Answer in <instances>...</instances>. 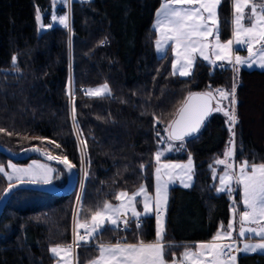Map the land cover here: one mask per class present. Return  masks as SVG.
Listing matches in <instances>:
<instances>
[{"label":"trees","instance_id":"obj_1","mask_svg":"<svg viewBox=\"0 0 264 264\" xmlns=\"http://www.w3.org/2000/svg\"><path fill=\"white\" fill-rule=\"evenodd\" d=\"M161 1H72L69 31L63 25L52 26V0H0V129L4 130L0 145L13 153L37 147L66 156L79 169L74 120L86 165L79 221H89L93 211L105 202L114 203L121 191L132 194L143 185L153 193L160 136L186 98L208 91L209 85L229 90L228 68L220 72L196 60L191 75L180 77L173 75L170 54L156 55L151 24ZM38 9L43 24L51 25L40 34ZM57 10L65 14L64 8ZM230 14L228 0H222L218 9L222 41L230 39ZM70 76L73 120L67 93ZM104 84L109 96L88 97L81 92ZM235 95L236 160L264 164V71L241 70ZM229 140L225 117L212 112L201 131L184 141L185 154L166 159L183 161L190 156L195 175L191 188L169 191L165 242L210 241L219 226L228 223L230 202L226 195L216 194L210 166ZM7 161L0 154V165ZM64 183L63 178L56 185ZM7 186L0 175V195ZM76 194V190L63 197L15 192L0 217V264H54L51 248L72 243ZM155 238V218L146 217L140 227L131 222L125 231L104 227L89 243ZM95 254L94 247H83L80 264ZM238 264H264V255L241 254Z\"/></svg>","mask_w":264,"mask_h":264},{"label":"snow or ice","instance_id":"obj_2","mask_svg":"<svg viewBox=\"0 0 264 264\" xmlns=\"http://www.w3.org/2000/svg\"><path fill=\"white\" fill-rule=\"evenodd\" d=\"M66 2V0H61ZM222 0H163L160 9L156 13L155 28L160 33V38L156 40L158 51L164 50L168 42H171L172 51L176 59L172 64L173 75L180 76L191 75V69L194 65L196 54L214 65L216 60H226L233 65L234 71L239 72L236 65L252 68L254 65L264 69V0H232L233 26L232 38L226 42L220 41L218 7ZM56 3V0H53ZM36 19H41L39 9ZM53 20L57 17L53 15ZM68 16H60L58 22L71 31ZM247 21V23H245ZM51 26V25H49ZM43 27V25H41ZM212 37V40H209ZM246 47L248 55L241 57L239 55L232 57L233 44ZM258 46V47H257ZM211 50V51H209ZM215 57V59H212ZM16 58L13 57L15 65ZM236 83L230 90L221 88L212 89L201 93L189 94L185 106L178 111V119L172 121L164 131L168 133L167 137H161L162 141H184L186 136L199 131L206 117L213 111L223 112L228 118L229 148L224 154V159L216 162L225 166V171L219 177L220 191L229 193L232 191V183L242 186L241 203L244 210L237 214L236 202L233 201V216L230 222L221 224L219 230L212 240L200 242L193 247H185L181 260H173L171 264H236L237 257L233 252H243L245 254L252 252H264V164H253L249 161H241L238 171L234 170V148L236 133L233 130L239 122L236 112ZM89 94L102 95L104 92H110L108 85L94 91L88 90ZM72 93H69L71 97ZM219 98V99H217ZM213 101H216L215 107ZM221 101H228L222 105ZM74 111V109H73ZM75 119V118H74ZM158 122V121H157ZM0 131H4L0 129ZM11 134V133H9ZM159 136V131H157ZM49 143H54L49 141ZM59 148L60 145L56 144ZM172 144H168V151L173 149ZM183 147V143H181ZM49 160H55L65 165L70 171L72 165L65 156H54L51 153H44ZM83 155V154H82ZM163 152L157 151L155 159L159 165L155 170V196L148 194L147 189L142 185L135 193L129 195L121 191L116 195L117 200H121L118 205L105 202L102 206L92 212L90 216L91 223L78 224L79 228L84 229V233H77L78 241L89 243V239L97 236L105 224L108 223L114 228H120L121 224L126 228L127 220H121V216L128 215L135 220L137 227H140L139 217L155 212L158 226L156 238L153 241L146 242L138 239L136 243H128L126 240L116 243H101L99 256L91 264H169L165 259V251L169 245L165 244V227L162 213L166 211L167 190L169 181L174 176H186L190 181L192 179V160L189 158L187 164H160V158ZM12 172L5 170L0 166V174H3L9 181V189L14 185L13 181L27 183L51 182V173L54 169L43 164H36L28 168H18L14 164H9ZM179 170V171H177ZM167 177V179H164ZM184 187L190 184L181 180ZM143 197L137 200V197ZM143 205L141 210H137L136 204ZM236 236H233V233ZM259 237L260 242H244L242 247H238L242 238ZM227 241V242H224ZM52 253L64 257L72 255L71 246H56L51 249ZM65 264H71V260H65Z\"/></svg>","mask_w":264,"mask_h":264},{"label":"rangeland","instance_id":"obj_3","mask_svg":"<svg viewBox=\"0 0 264 264\" xmlns=\"http://www.w3.org/2000/svg\"><path fill=\"white\" fill-rule=\"evenodd\" d=\"M53 1V0H52ZM72 1H84V2H87V1H90V0H66V2H61V0H56V3L53 5V14H52V17L53 15H55L57 17V20H53L51 19L52 21V26L53 25H62L58 22V18L60 16H68V13H69V9H70V4ZM228 2L230 3V9H231V16H230V28L232 29V33H233V26L231 24V21L233 19V6H232V0H228ZM59 8H64V9H67V12L65 14H57L56 11H58L57 9ZM219 9V7H218ZM217 9V11H218ZM37 14L38 12L36 13V17H37ZM39 15L41 17V19L38 21L36 19V22H37V26H38V34L50 29V26L49 25H44L43 24V20H42V15L41 13L39 12ZM245 23H247V21H245ZM41 25H43V27H41ZM64 26V25H63ZM232 38V35L230 37V39ZM211 41V40H210ZM222 43L223 42H226V41H222L220 40ZM258 47V46H257ZM232 48H233V52H232V57L234 59L235 56L239 55L241 57H246L248 55L247 51H246V47L245 46H241V45H236L235 43L232 45ZM211 51V50H209ZM197 58H200L203 60L202 57H200L198 54H196ZM212 59H215V57H212ZM206 64H208L209 66H211L212 68L216 69V70H224L226 68L230 69V72H231V76H230V87H229V90L233 87V84L234 82L236 83L237 85V82H238V74L241 70H260V71H264V69H260L259 67L257 66H253L252 68H249L247 66H242V65H236L237 68H239V72L237 73L236 71H234L233 69V65L232 64H229L226 60H216L215 64L212 65V64H209L208 61L204 60ZM217 65H219L221 67V69H218L217 68ZM193 68V67H192ZM192 71V69H191ZM220 71V72H221ZM180 76V75H179ZM189 76V75H188ZM180 77H187V76H180ZM105 85V84H104ZM103 85H100V86H96V87H90V88H87L85 90L81 89V92H83L86 96L88 97H101V96H109L110 95V92H104L102 95H95V94H89L88 90H92L94 91L95 89H98V88H101ZM109 89V87H108ZM72 93L71 97L69 96V93ZM67 93H68V96H69V105H70V115H71V118L72 120L74 119V112H73V101H74V86H73V83H72V78L71 76L69 77L68 79V83H67ZM219 99V98H217ZM216 103V101H215ZM228 103V101H221V104L222 105H226ZM214 107H215V104H214ZM217 111H213V113H215ZM221 115L224 116L223 112H217ZM225 117V120H226V124H227V127L229 129V123H228V118L226 116ZM73 127H74V131L76 133V139L78 141V146H79V152H80V155H81V166L79 169H77L75 166L74 168L76 169L77 173H78V184L75 188L76 190V201H75V207H74V214H73V224H72V236H73V230H74V221L76 222V231L77 233L79 232H83L84 233V229L83 228H79L78 227V224H82V223H91V221H79L77 220V212H78V207H79V203H80V199H81V194H82V189H83V184H84V181H85V178H86V165H85V162H84V156L82 155L83 154V151H82V147H81V142L78 138V135H77V130H76V127H75V123H74V120H73ZM234 130V129H233ZM168 133L165 132L164 135H161L160 136V139H159V149L158 151H161L163 152V155L161 156L160 158V164H166V163H171V164H187L189 158H191L190 156L187 155L186 159L183 160V161H167L166 159L168 157H174V156H181V155H184L185 154V140L183 142L181 141H162L161 140V137H167ZM230 139H231V133H230ZM229 142V141H228ZM181 143H183V147H181ZM168 144H172L174 147L171 151H168L167 148H168ZM229 148V143L226 144V146L224 147V150L222 151V154L219 155L218 157L214 158L211 166H210V175H211V179H212V183L215 185V189H216V194H224L227 196L229 202H230V207H229V221L228 223L230 222L232 216H233V211H232V208H233V201L236 202V208H237V211L239 209H241V206L238 205V201L239 200L241 202V196H242V186H238V185H235V183L233 182L232 183V191L231 193L228 192L227 188L225 191H220V182H219V177L222 176L224 174V171H225V166L224 165H221V164H218L216 161L219 160V159H224V154L225 152L228 150ZM44 151V150H43ZM47 153H51L49 151H45ZM51 155H54L56 156V154H52ZM63 158V157H61ZM236 159V150H235V158H234V162H236V165L234 164V170L238 171L239 169V164L240 162H237ZM192 160V158H191ZM244 161V160H242ZM70 162V161H69ZM8 163H12L18 167H22V166H26L27 164L25 165H21L19 163H14V162H11V161H7L5 164L3 165H0V166H4L5 170L7 171L6 169V165ZM71 163V162H70ZM159 165L157 164V161L155 159V167H154V172H153V179H154V182H153V187H154V191L153 193H150L148 192V194L152 197L155 196V184H156V179H155V170L156 168L158 167ZM54 168V167H53ZM61 170V169H60ZM179 171V170H177ZM6 181L7 185H9V182L8 180L3 176V174H0ZM194 175H195V166H194V162L192 160V172H191V176H192V179L189 181L187 179L186 176H179V177H176L174 176L172 180L169 181V184H168V190H167V204H166V210H167V207H168V203H169V191L171 188H176V187H179V188H183V189H189L193 186V183H194ZM65 179V174L63 171H59L58 168H54V178L52 180V183L56 184V183H60L62 181V179ZM164 179H167V177H165ZM181 180H184L186 183H189L190 186L189 187H184V185L181 183ZM65 184V183H64ZM58 186V185H57ZM74 190V191H75ZM136 192V191H135ZM134 192V193H135ZM133 194V193H132ZM131 195V194H129ZM237 197V198H236ZM143 197H137V200H142ZM121 203V200H116L114 203H111L113 205H118ZM240 204V203H239ZM243 207V206H242ZM136 208L137 210H141L143 208V205L140 204V203H137L136 204ZM241 211H243L241 209ZM238 213V212H237ZM165 214H166V211H164L162 213V216H163V223H164V217H165ZM146 217H154L155 218V227H156V230H157V226H158V222H157V218H156V215H155V212H150L149 214L147 215H142L140 218L143 219V218H146ZM141 219H139L141 221ZM77 220V221H76ZM121 220H127L128 221V225L127 227L125 228L124 225L122 224V227L120 226V228L118 229H122V230H127L128 227H129V223L131 222H134V224L136 225V222L135 220L131 217L130 213L128 215H125V216H121ZM137 226V225H136ZM104 227H110V228H114L113 226H111L110 224L106 223ZM117 229V228H116ZM73 242V241H72ZM75 246L74 243H71L70 245ZM89 244V243H87ZM54 254V253H52ZM54 256L56 257L57 259V263L56 264H65V260H70L69 257H64L63 259L61 258L63 255L61 254L60 256H57L54 254Z\"/></svg>","mask_w":264,"mask_h":264},{"label":"water","instance_id":"obj_4","mask_svg":"<svg viewBox=\"0 0 264 264\" xmlns=\"http://www.w3.org/2000/svg\"><path fill=\"white\" fill-rule=\"evenodd\" d=\"M188 97L186 98V100L184 101V103L181 107L185 106V102L188 100ZM213 106H214V101H213ZM211 114H212V112L206 117L204 123L201 125L198 132L193 133L190 136H186L184 138V140H188V139L195 137L201 131L203 125L209 119ZM178 118L179 117H178V112H177L173 121L178 119ZM44 153H47V152H45V151H43L37 147H29V148L22 149L21 151H19L17 153H13V152L9 151L8 149H6L0 145V154L3 155L4 157H6L11 162L17 163V162H20L23 160L33 158L34 160H38V161L45 163L51 167L61 169L65 174V184L62 187H59L52 182H50L48 184H44V183H31V184H29V183H27V181H25L24 183L14 182L13 183L14 187L11 190H8L9 189V185H8L4 189L2 194L0 195V217H1V215L5 209L6 204L8 203L9 199L11 198V196L19 190H30V191L40 192V193H44V194H49V195H52L55 197L67 196L75 190V188L78 184V173H77L76 169L74 167H72L71 170L69 171L65 165L60 164L59 162H57L55 160H49Z\"/></svg>","mask_w":264,"mask_h":264},{"label":"crops","instance_id":"obj_5","mask_svg":"<svg viewBox=\"0 0 264 264\" xmlns=\"http://www.w3.org/2000/svg\"><path fill=\"white\" fill-rule=\"evenodd\" d=\"M162 3H163V0L161 1V4H160L159 8L156 10L155 15H154V18H153V21H152V24H151V29H152V31L155 34V42H156L157 39L160 38V33L155 28V24H156V20H157L156 13L160 9ZM66 12H67V9H65V13ZM230 16H231V14H230ZM68 17H69L68 23H69V26H70V9H69ZM230 31H231V34H230V37H231V35H232V29ZM209 40H212V37H209ZM154 47H155V53H156V55L159 58L165 56L166 54H170L171 57H172V64L175 62L176 56H175V53L171 50L172 47H173V45H172L171 42H168V44L166 45V47L162 51H158L157 50L156 43H154ZM196 60H201V61H203L205 63L204 60H202L200 58H197V56H196L195 61ZM172 71H173V69H172ZM176 75L179 76V74H176ZM235 150H236V148H234V158H235ZM34 163L47 165V164L42 163V162H40L38 160H31V161L28 162V164L26 166H22V167H18L17 166V167L18 168H28L29 166H34ZM9 164H12V163H8L6 165V169H7V172L11 173L12 172V169L8 167ZM234 164L236 165V162H234ZM47 166L50 167V168H52V169H54L53 167H51L49 165H47ZM50 175H51V182H52V180L54 178V171ZM25 181H27V177L25 178ZM14 182H19V181H13L12 183H14ZM237 201H238L237 206L240 205L241 206V209L244 210V208L242 207L243 206L242 203L239 200H237ZM139 219H141V218L139 217ZM75 223L76 222L74 221V230H73V236H72V241H73L72 243H74L75 246H73V244L72 245H69L72 248V255L69 257L70 260H71V264H80L79 255L81 254V249L83 247H86V248L87 247H94L96 249V254H95L94 258H92L90 261H87L86 263H84V264H91V262L93 260H95L99 256V248H98L99 245H95V244L94 245H91L90 243L89 244H85L83 241H78L77 231H76V224ZM227 224H225V227L227 226ZM121 227H122V224H121ZM218 230H219V228H218ZM79 233L80 234H83V232H79ZM233 236L234 237L236 236V233L235 232L233 233ZM205 242H208V241H205ZM224 242H227V241H224ZM244 242H248V243H258V242H260V238L259 237H246V238H242L241 239V242L238 244V247H242V244ZM198 243H200V242H195V243H172V242H169L168 243V242H165L166 245H169L170 246V247H167L166 248V251H165V259H166V261H168L169 264H171V261H173V260H181L182 259V253L185 251V247L187 246V247H193L194 248V246L196 244H198ZM66 247H68V246H66ZM50 253L55 258L54 264H56L57 263L56 257L54 256V254H52V251L51 250H50ZM61 254L63 255V253H61ZM232 254L237 257L236 264H238V258H239V256L241 254H245V253H243V252H233ZM246 255H264V252L257 251V252L248 253Z\"/></svg>","mask_w":264,"mask_h":264},{"label":"built area","instance_id":"obj_6","mask_svg":"<svg viewBox=\"0 0 264 264\" xmlns=\"http://www.w3.org/2000/svg\"><path fill=\"white\" fill-rule=\"evenodd\" d=\"M217 68H218V69H221V67H220L219 65H217ZM218 71H221V70H218ZM240 211H241V209H239L237 212L239 213ZM238 213H237V214H238Z\"/></svg>","mask_w":264,"mask_h":264}]
</instances>
